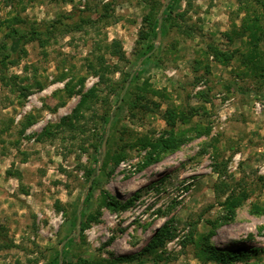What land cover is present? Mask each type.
I'll use <instances>...</instances> for the list:
<instances>
[{"label":"rangeland","instance_id":"obj_1","mask_svg":"<svg viewBox=\"0 0 264 264\" xmlns=\"http://www.w3.org/2000/svg\"><path fill=\"white\" fill-rule=\"evenodd\" d=\"M258 1L0 0V264H112L168 221L164 260L118 264H223L202 249L211 220L213 246L251 251L226 264H264ZM168 131L183 143L143 167ZM230 195L244 200L227 219Z\"/></svg>","mask_w":264,"mask_h":264},{"label":"trees","instance_id":"obj_2","mask_svg":"<svg viewBox=\"0 0 264 264\" xmlns=\"http://www.w3.org/2000/svg\"><path fill=\"white\" fill-rule=\"evenodd\" d=\"M258 3H260L261 6H263L264 8V0H259ZM92 22L90 20H83L82 23H89ZM57 24H61V22H54L52 23L50 26L51 28H53L55 30V28L57 27ZM74 28H80L81 24H76L74 25ZM159 27V22L158 20H155V22L153 23L152 27H151V33L154 39L157 38V29ZM17 33L19 34L20 38H23L26 42L28 40H41L42 42H45L49 35L40 29H31V30H17ZM109 49H112V54L117 56L118 58H123V51H122V47H121V43L117 40H114L110 45H108ZM5 48V46H4ZM10 58V53L6 52L3 54V57L0 59V64H4L6 62L7 59ZM257 64L260 68V70H262V72L264 73V50L262 51V53L258 54L257 57ZM16 79H18L19 77H15ZM15 78L14 77H9L7 80V84L15 85ZM18 87V86H17ZM21 90L24 92H26V87H21ZM94 91V90H92ZM92 93V92H91ZM91 93L85 95L82 99V101L80 102V104L78 105V107L74 110V114L69 116L68 118L70 120H73L75 117L77 116H81L83 115V113L81 112L83 107L87 106V99L91 96ZM170 116L168 118L169 124L170 123V119L172 120L173 124H175L176 122V118L179 117L181 119L182 122L186 123L188 121V119L181 115V114H176V112L170 111ZM73 125V123L71 124ZM198 133L200 134L199 130L197 129ZM105 132V131H104ZM171 135L167 138H162L159 139L157 141H148V143H146L148 146H150L152 148V151L150 153H148V158H147V162L145 161V163L143 164V167H147L151 164H153L154 162H157L159 160H161V156L160 154L163 152H171L174 151L176 149H178L180 147V145L183 143V139L182 137H177L174 135V133L172 131H168ZM105 137V133H103L102 135V139H104ZM158 152V153H157ZM102 156V153L100 154V156L98 157V161H100V158ZM119 163V160L116 161V165ZM244 198L242 197V195L238 196V195H230L226 201L224 202V205L227 206V211H228V216L226 217L227 219L233 217L235 215V210L237 207H239L242 202H243ZM108 203L112 206L115 207H119V203L118 202H114V201H108ZM122 208L127 207V205H122ZM231 216V217H229ZM211 226H212V231L206 235L204 237L205 242L203 244V251L207 253V255L209 256L210 259L213 260H217L223 264H226L228 262H232V261H236V260H242L244 258H246L251 252L246 250L245 248H239V249H234V250H219L217 249L215 246H213L209 239L211 236H213L216 232L217 227L219 226L220 222L219 221H209L208 222ZM177 230L175 227L172 226L171 222L168 221L166 222L163 226H161L159 228V230L156 232V234L153 236L151 242L139 253V257H136L134 255H124V256H119L116 260L112 261V264H118V263H122V262H128V263H133L136 260L139 261H144L146 257H152L154 258L155 262H158L159 260H164V257L159 254L160 250H163L167 244L174 240L177 237ZM10 246H15L13 243L12 245L10 244H6L5 243V247H10ZM253 252H258V249H254ZM59 257V255H58ZM84 262H86L87 260H83ZM86 264H92L91 262H87Z\"/></svg>","mask_w":264,"mask_h":264},{"label":"water","instance_id":"obj_3","mask_svg":"<svg viewBox=\"0 0 264 264\" xmlns=\"http://www.w3.org/2000/svg\"><path fill=\"white\" fill-rule=\"evenodd\" d=\"M156 48V47H155ZM105 155V150H104V153H103V155L102 156H104Z\"/></svg>","mask_w":264,"mask_h":264}]
</instances>
